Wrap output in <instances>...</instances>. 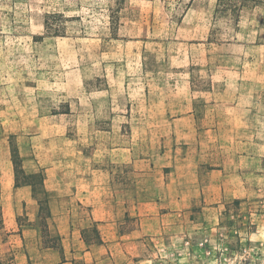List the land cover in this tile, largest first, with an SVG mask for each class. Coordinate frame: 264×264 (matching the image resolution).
<instances>
[{"label":"crops","instance_id":"0c3cea01","mask_svg":"<svg viewBox=\"0 0 264 264\" xmlns=\"http://www.w3.org/2000/svg\"><path fill=\"white\" fill-rule=\"evenodd\" d=\"M246 1L233 41L206 44L207 64H159L166 81L113 64V86L81 98L79 155L37 164L60 247H43L34 226L18 225L23 211L34 222L40 205L17 187L1 211L20 241H0V257L12 250L17 264H152L193 213L228 215L248 228L252 246L264 244V0ZM154 84L169 94L153 91L157 103L139 104L138 86Z\"/></svg>","mask_w":264,"mask_h":264},{"label":"rangeland","instance_id":"374dc122","mask_svg":"<svg viewBox=\"0 0 264 264\" xmlns=\"http://www.w3.org/2000/svg\"><path fill=\"white\" fill-rule=\"evenodd\" d=\"M217 3L0 0V241L10 238L12 245L20 241L21 232L5 227L1 211L2 200L10 202L15 189L12 147H18L28 174H45L37 168L39 160L52 163L77 157L85 139L78 129L77 116L84 108L81 98L110 83L113 86V64H134V77L166 81L159 64H207L206 44L233 41L234 17L216 13ZM49 14H55L52 26L63 36L46 34L44 21ZM140 64H146V70ZM161 85H149L146 91L138 86V103H157L162 95H150L153 91L169 94ZM196 106L200 117L203 103L197 101ZM148 136L154 141L161 138L160 134ZM30 182L33 187L20 188L33 190L39 216L31 223L23 211L17 223L34 226L43 247L59 248L60 238L49 223L53 198L39 177ZM191 215L182 217L178 236H167L152 264H264V244L252 246L247 241L248 228L238 220L228 215L223 221L207 218L208 213ZM0 264H17L12 250L0 257Z\"/></svg>","mask_w":264,"mask_h":264},{"label":"trees","instance_id":"16d2710c","mask_svg":"<svg viewBox=\"0 0 264 264\" xmlns=\"http://www.w3.org/2000/svg\"><path fill=\"white\" fill-rule=\"evenodd\" d=\"M247 3L246 0H218L216 13H230L231 16L234 17L236 22V29L238 25L239 15L241 9ZM55 16V14H49L45 16L44 26L46 30V34L50 37L55 36H63L62 32L59 30L54 29L51 23V19ZM12 154V164L14 168V176H15V188L22 187V186H31L33 187L32 183L30 182L32 179L39 177L41 184L44 185L45 174L44 173H35V174H28L24 167H23V159L19 154V149L17 146H13L11 150ZM20 176L22 180H20Z\"/></svg>","mask_w":264,"mask_h":264}]
</instances>
